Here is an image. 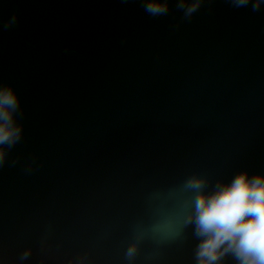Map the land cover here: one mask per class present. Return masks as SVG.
<instances>
[{
    "label": "water",
    "instance_id": "water-1",
    "mask_svg": "<svg viewBox=\"0 0 264 264\" xmlns=\"http://www.w3.org/2000/svg\"><path fill=\"white\" fill-rule=\"evenodd\" d=\"M13 14L0 81L24 130L0 165V264H197L185 179L264 174V0L190 18L175 0L157 17L141 0H0V24Z\"/></svg>",
    "mask_w": 264,
    "mask_h": 264
},
{
    "label": "clouds",
    "instance_id": "clouds-1",
    "mask_svg": "<svg viewBox=\"0 0 264 264\" xmlns=\"http://www.w3.org/2000/svg\"><path fill=\"white\" fill-rule=\"evenodd\" d=\"M146 13L153 17L166 15L170 0H141ZM202 0H175L178 10L190 18ZM236 7L251 3L258 11L261 0H231ZM15 14L0 28L15 25ZM21 100L11 84L0 81V165L23 136ZM209 180L193 174L184 181L188 193L185 202L184 226H191L198 243L194 249L197 264H225L231 257L235 264H264V174H249L248 170L236 173L230 181L217 180L207 191ZM138 243L129 245L126 258L135 257ZM31 249L25 250L20 259L25 260Z\"/></svg>",
    "mask_w": 264,
    "mask_h": 264
}]
</instances>
